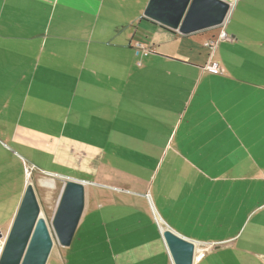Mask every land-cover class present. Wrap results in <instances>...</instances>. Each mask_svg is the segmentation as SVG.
<instances>
[{"label": "crops", "instance_id": "1", "mask_svg": "<svg viewBox=\"0 0 264 264\" xmlns=\"http://www.w3.org/2000/svg\"><path fill=\"white\" fill-rule=\"evenodd\" d=\"M225 1L182 34L149 0H0V237L66 177L86 199L58 264H174L167 226L194 264H264V0Z\"/></svg>", "mask_w": 264, "mask_h": 264}, {"label": "water", "instance_id": "2", "mask_svg": "<svg viewBox=\"0 0 264 264\" xmlns=\"http://www.w3.org/2000/svg\"><path fill=\"white\" fill-rule=\"evenodd\" d=\"M231 4L225 0H149L144 16L182 34L222 25ZM85 182L68 178L62 190L52 226L59 243L72 244L85 208ZM163 237L174 264H194L196 243L170 227ZM54 236L33 183L26 186L22 201L5 237L0 264H47Z\"/></svg>", "mask_w": 264, "mask_h": 264}, {"label": "rangeland", "instance_id": "3", "mask_svg": "<svg viewBox=\"0 0 264 264\" xmlns=\"http://www.w3.org/2000/svg\"><path fill=\"white\" fill-rule=\"evenodd\" d=\"M217 27H214L210 30H214L216 32H218ZM218 34V33H217ZM210 34H203V35H199L196 36V40L199 44H201V48L202 49H207L205 47V43L206 40L209 38ZM43 180V184L44 187L39 185V181ZM68 178L64 177V178H58V177H52L51 180H49L46 177H39L36 178L34 177V182L37 186L38 192H39V196H40V205H41V215L43 217H45V219L48 222V225L50 226V229L52 231V234L54 236V247L53 250L51 252L50 258L48 260L47 264H58L60 262H62L63 258H66V253L68 251V249L71 247L72 249L76 248L77 246H75V242L73 244H71L68 247H64L62 246L58 239L56 238L53 226H52V220L54 217V214L56 212L57 209V205L59 202V198L61 196L62 190L64 188L65 182ZM78 248V247H77ZM76 248V249H77ZM77 251V250H75ZM68 258V257H67ZM106 263V262H104Z\"/></svg>", "mask_w": 264, "mask_h": 264}, {"label": "built area", "instance_id": "4", "mask_svg": "<svg viewBox=\"0 0 264 264\" xmlns=\"http://www.w3.org/2000/svg\"><path fill=\"white\" fill-rule=\"evenodd\" d=\"M226 38H228V34H227V32L224 30V31H222V32L220 33L218 39L221 40V39H226ZM206 45H207L208 47H214V45H215V40L212 39V40L206 42ZM207 69H208L209 72H211V73H213V74H220V73H222V71H223L222 66H221V64H220L219 61H212V62H210V63L207 65ZM4 242H5V239H3V237H0V254H1L2 249H3V246H4Z\"/></svg>", "mask_w": 264, "mask_h": 264}]
</instances>
